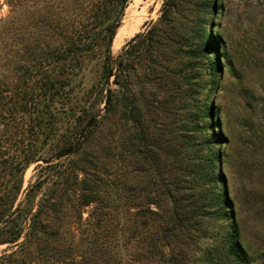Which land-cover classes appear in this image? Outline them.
Listing matches in <instances>:
<instances>
[{
  "label": "rangeland",
  "instance_id": "374dc122",
  "mask_svg": "<svg viewBox=\"0 0 264 264\" xmlns=\"http://www.w3.org/2000/svg\"><path fill=\"white\" fill-rule=\"evenodd\" d=\"M163 1L128 0L112 61L159 18ZM212 1L206 30L220 36V75L210 96L223 134L214 191L223 194L230 218L216 215L211 182L191 188L184 180L180 121L159 111L147 120L152 139L144 142L154 143V163L118 96L108 113L107 87L116 85L112 78L105 83L97 49L50 101L41 73L64 66L54 47L80 43L90 26L94 33L106 0H0V264H263L264 0ZM37 90L48 94L31 99ZM92 117L97 121L82 149L57 156ZM52 186L48 206L34 217ZM175 206L182 216L176 225ZM16 211L22 230L15 239ZM231 216L246 250L243 262L228 253Z\"/></svg>",
  "mask_w": 264,
  "mask_h": 264
},
{
  "label": "trees",
  "instance_id": "16d2710c",
  "mask_svg": "<svg viewBox=\"0 0 264 264\" xmlns=\"http://www.w3.org/2000/svg\"><path fill=\"white\" fill-rule=\"evenodd\" d=\"M127 2L128 0H106L102 13L96 15L100 24L99 28H94V33L90 26L80 43H76L79 38L66 42L67 48H63L62 43L54 47L55 59H63L64 66L53 67L50 71L43 70L41 73L52 90L49 99L53 101L62 95L71 78H75L82 68H86L97 49L102 58V77L105 83L109 84L112 78L111 82L116 85V88L111 85L107 87L105 105L108 113L113 111L114 98L118 96L124 107L125 118L132 120L137 126V140L141 141V147H146L142 149L145 158L154 163L157 158L152 154V148L149 149L154 143L144 142V139H152L146 125L147 120L153 119L154 111H159L156 116L180 121L177 131L181 137V149L184 150L180 159V169L185 177L183 179L191 184V188L194 185L201 186L204 181L211 182L212 195L214 194L218 207L216 215L230 218V212L224 205L223 194H216L214 191L220 178L217 166L221 164L223 157L222 148L216 142L223 134L216 131L219 124L210 95L217 86L220 75V36L209 35L206 27L211 23L208 16L214 11L215 3L212 0H164L159 18L150 23L145 31L133 36L112 61V42ZM68 17L66 25L74 19L73 13L68 14ZM81 54H84V59L79 60ZM41 91L34 92L31 99L38 100L39 96L48 94ZM96 119L92 117L79 132L78 138L61 148L57 156L78 153L82 149L84 139L93 133L92 122L97 121ZM58 175L62 177L64 174L59 171ZM41 184L39 181L32 186L30 194H34ZM170 186L167 184L164 189L167 195L171 193ZM55 189L53 186L49 188L40 208L33 214L34 217L48 206ZM178 211L177 206L173 207L174 225L179 222L178 218L181 216ZM204 211L201 205L199 213ZM16 216L20 225L21 215ZM231 219L228 253L243 262L246 250L239 241L237 221L232 216ZM12 227H16V224ZM175 227L173 226L170 232ZM17 229L16 233L10 232L15 234V239L21 235V225Z\"/></svg>",
  "mask_w": 264,
  "mask_h": 264
}]
</instances>
